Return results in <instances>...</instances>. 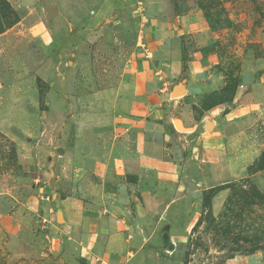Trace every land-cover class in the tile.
<instances>
[{
	"label": "rangeland",
	"instance_id": "obj_1",
	"mask_svg": "<svg viewBox=\"0 0 264 264\" xmlns=\"http://www.w3.org/2000/svg\"><path fill=\"white\" fill-rule=\"evenodd\" d=\"M134 72L162 88L138 139L175 159L207 105L260 94L246 100L255 118L230 120L223 160L189 203L199 201L197 218H172V247H154L147 264H264V0H0V191L46 195L53 154L100 133L113 140ZM179 83L186 91L172 97Z\"/></svg>",
	"mask_w": 264,
	"mask_h": 264
},
{
	"label": "crops",
	"instance_id": "obj_2",
	"mask_svg": "<svg viewBox=\"0 0 264 264\" xmlns=\"http://www.w3.org/2000/svg\"><path fill=\"white\" fill-rule=\"evenodd\" d=\"M131 76L134 89L126 97L127 109L118 124L108 127L113 140L100 133L96 141L78 139L72 148L53 154L46 195L31 193L21 201L0 191V264H147L156 255L154 247H172L167 243L176 233L172 218L182 217L184 210L190 212L186 224L197 218L199 201L189 203L213 180V167L223 160L238 121L230 120L236 117L245 125L255 118L260 107H247L246 100H258L260 94L249 90L245 101L230 110L220 103L207 109L190 152L175 159L159 143L138 139L146 134L143 117L157 114L161 106L156 96L162 91L160 79L137 72ZM183 201L184 209L179 206ZM239 259L249 264L251 258Z\"/></svg>",
	"mask_w": 264,
	"mask_h": 264
},
{
	"label": "water",
	"instance_id": "obj_3",
	"mask_svg": "<svg viewBox=\"0 0 264 264\" xmlns=\"http://www.w3.org/2000/svg\"><path fill=\"white\" fill-rule=\"evenodd\" d=\"M185 86L183 83H179L177 84L175 87H174V90L172 92V96H178V95H181V94H184L185 93ZM178 121H180L179 119H176L175 120V125L177 128H181L179 125H178ZM181 122V121H180ZM183 129V127H182Z\"/></svg>",
	"mask_w": 264,
	"mask_h": 264
},
{
	"label": "trees",
	"instance_id": "obj_4",
	"mask_svg": "<svg viewBox=\"0 0 264 264\" xmlns=\"http://www.w3.org/2000/svg\"><path fill=\"white\" fill-rule=\"evenodd\" d=\"M214 105H217V104L207 105V109L211 108ZM210 189H213V188H210Z\"/></svg>",
	"mask_w": 264,
	"mask_h": 264
}]
</instances>
